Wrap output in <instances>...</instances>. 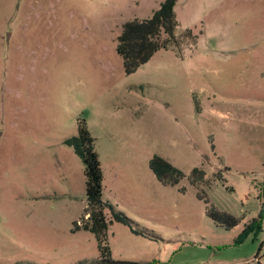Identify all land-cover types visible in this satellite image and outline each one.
Wrapping results in <instances>:
<instances>
[{
    "label": "rangeland",
    "instance_id": "1",
    "mask_svg": "<svg viewBox=\"0 0 264 264\" xmlns=\"http://www.w3.org/2000/svg\"><path fill=\"white\" fill-rule=\"evenodd\" d=\"M161 1L0 0V264H104L94 234L72 231L86 178L64 140L80 120L103 199L145 235L113 221L111 259L258 264L264 210L238 236L264 201V0H176V34H190L126 73L121 25ZM154 154L202 168L211 202L242 220L215 225L187 177L156 179Z\"/></svg>",
    "mask_w": 264,
    "mask_h": 264
},
{
    "label": "trees",
    "instance_id": "2",
    "mask_svg": "<svg viewBox=\"0 0 264 264\" xmlns=\"http://www.w3.org/2000/svg\"><path fill=\"white\" fill-rule=\"evenodd\" d=\"M176 0H163L151 15L143 19H130L122 23L119 34L116 37V52L121 57L126 73L135 71L141 64L148 61L151 56L169 47L180 48L183 35L190 34V30H184L182 34H176L179 25L174 11ZM64 143L72 147L74 153L84 164L85 187L87 205L84 208L82 219L74 221L72 231L83 229L94 234L97 240L99 256L104 264H153L155 261L141 263L137 261H120L110 257V249L106 243V235L109 224L113 221L120 222L129 227L136 234L144 233L133 226L132 220L124 213L114 209V206L102 197V170L95 149L94 138L91 136L86 124L80 120L77 126V134L66 138ZM149 167L156 179L163 185H176L187 177L190 184L196 188V196L205 203V213L217 226L229 229L236 226L242 217L227 211L219 210L211 202L204 186H209L211 181L205 177V171L199 167H193L188 174L181 168L173 165L160 155L154 154L149 160ZM220 177V176H219ZM223 180V178H216ZM180 187L179 191L184 192ZM258 217L249 220L238 236V239L247 235L261 224V213ZM109 214V216H108ZM145 236V235H144Z\"/></svg>",
    "mask_w": 264,
    "mask_h": 264
},
{
    "label": "crops",
    "instance_id": "3",
    "mask_svg": "<svg viewBox=\"0 0 264 264\" xmlns=\"http://www.w3.org/2000/svg\"><path fill=\"white\" fill-rule=\"evenodd\" d=\"M220 227V226H219ZM261 243H260V251L262 252V255H260L259 252H257L254 256L253 259L257 261L258 264H264V236L261 239ZM205 245V244H204ZM204 245L202 244L201 247H204ZM206 246V245H205ZM262 258V259H261ZM204 261V259L199 258L197 260H195L192 263L189 264H202ZM242 262V261H241Z\"/></svg>",
    "mask_w": 264,
    "mask_h": 264
}]
</instances>
